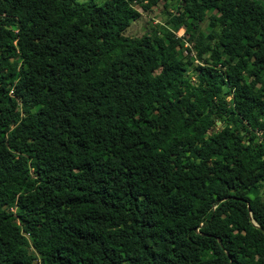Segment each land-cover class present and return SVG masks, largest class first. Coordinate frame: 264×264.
<instances>
[{
    "label": "trees",
    "instance_id": "16d2710c",
    "mask_svg": "<svg viewBox=\"0 0 264 264\" xmlns=\"http://www.w3.org/2000/svg\"><path fill=\"white\" fill-rule=\"evenodd\" d=\"M0 5V264H264V0Z\"/></svg>",
    "mask_w": 264,
    "mask_h": 264
},
{
    "label": "rangeland",
    "instance_id": "374dc122",
    "mask_svg": "<svg viewBox=\"0 0 264 264\" xmlns=\"http://www.w3.org/2000/svg\"><path fill=\"white\" fill-rule=\"evenodd\" d=\"M133 6L139 9L140 13L138 17L131 19L130 23L127 25V27L124 30V34L126 35H139L144 31H152L156 30V36L159 37L160 43L163 45L166 43V40L164 39L162 32L159 30L158 26L160 24H164V20L167 17V13L165 12V8H163V0H158L155 4L151 5L150 8L147 9H142L139 7V2L138 0H129ZM1 8V5H0ZM170 12H175V10L170 6L167 8ZM212 11L209 10L206 12V17H209L211 15ZM176 35L182 36L183 30L182 27L180 26L176 32ZM189 43L183 40L182 46H188ZM179 55H180V60H184L186 56H191L193 57L194 51L191 49L189 53H184L181 48H179ZM180 61V62H181ZM197 62L196 59L193 60V63ZM195 78V76L193 77ZM249 83L253 86L257 85L261 79H254L253 77L248 78ZM220 124V120H214L212 122V126H218ZM31 249V247H29Z\"/></svg>",
    "mask_w": 264,
    "mask_h": 264
},
{
    "label": "water",
    "instance_id": "95a60500",
    "mask_svg": "<svg viewBox=\"0 0 264 264\" xmlns=\"http://www.w3.org/2000/svg\"><path fill=\"white\" fill-rule=\"evenodd\" d=\"M247 208H248V206H247ZM252 222H253V220H252ZM254 223V222H253ZM255 224V223H254Z\"/></svg>",
    "mask_w": 264,
    "mask_h": 264
}]
</instances>
